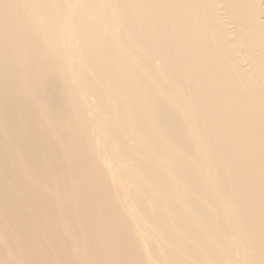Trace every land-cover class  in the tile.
<instances>
[{
    "label": "bare ground",
    "instance_id": "obj_1",
    "mask_svg": "<svg viewBox=\"0 0 264 264\" xmlns=\"http://www.w3.org/2000/svg\"><path fill=\"white\" fill-rule=\"evenodd\" d=\"M0 264H264V0H0Z\"/></svg>",
    "mask_w": 264,
    "mask_h": 264
}]
</instances>
